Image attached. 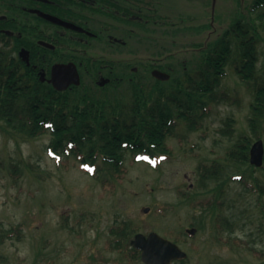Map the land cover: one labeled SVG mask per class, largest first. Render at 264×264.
I'll return each instance as SVG.
<instances>
[{
    "label": "rangeland",
    "instance_id": "obj_1",
    "mask_svg": "<svg viewBox=\"0 0 264 264\" xmlns=\"http://www.w3.org/2000/svg\"><path fill=\"white\" fill-rule=\"evenodd\" d=\"M137 1L132 2L133 10L141 9L149 19L145 31L132 27L137 34L129 46L133 60L171 63L179 75L184 68L194 69L199 53L193 45L206 38L201 26L209 18L200 0ZM246 1L216 0L210 29L218 36L232 22L233 10L243 12ZM258 59L259 79L264 80V42ZM187 61L190 65L184 64ZM86 83L93 87L90 80ZM254 99V83L242 82L229 66L199 129L181 120L166 142L170 153L160 156L161 163L153 166L146 158L135 161L128 154L127 173L122 179L107 175V184L87 173L73 155L53 157L48 150L50 131L27 138L0 121V264H130L125 253L110 251L107 245L112 239L109 230L123 221L135 225L138 233L178 238L189 256L186 264H264V194L254 189L249 175L241 179L248 167L227 157L238 137H256L250 126ZM230 120L234 133L228 130ZM259 132L264 137V125ZM215 160L229 163L225 201L217 212L235 221L231 235L226 227L221 233L214 229L212 210L201 213L182 196L200 200L213 194L200 185L198 167ZM97 164L105 165L102 159ZM14 165L20 166L21 175L13 174ZM256 176L264 184L263 173ZM215 185L208 183V189ZM202 216L204 227L199 229ZM16 228H21L22 240L14 236L3 243L4 232ZM190 228L198 230L193 237L184 234Z\"/></svg>",
    "mask_w": 264,
    "mask_h": 264
},
{
    "label": "trees",
    "instance_id": "obj_2",
    "mask_svg": "<svg viewBox=\"0 0 264 264\" xmlns=\"http://www.w3.org/2000/svg\"><path fill=\"white\" fill-rule=\"evenodd\" d=\"M200 4L209 15L208 22L201 26L206 38L193 45L199 53L196 67L188 71L184 68L182 75L171 63L149 60L146 77L132 74V81L126 84L113 80L102 94L85 85L59 92L52 85L42 83L37 70L27 66L19 57L15 56L14 60L9 53L0 56V121L27 138H36L50 131L53 139L49 150L57 156H75L87 167V173L103 179L107 184V175L110 174L112 179H122L127 173L125 159L128 154L134 160L138 156L146 158L155 166L161 155L170 153L166 142L174 136L181 120L190 129H199V120L204 118L208 101L221 88L227 68L233 66L242 82L254 83L255 99L251 104L250 126L256 137H238L227 157L247 166L241 179L249 175L254 189L264 194V184L256 176L258 171L264 175V166L257 169L249 162L252 144L264 138L259 132L264 125V80L259 79L257 68L258 47L264 42V12H261L264 0H247L241 14H235L233 10L232 22L218 36L210 29L215 23L216 0H200ZM254 13H258L256 18L252 17ZM46 51L39 56L32 55V64L37 65L42 59L59 61L58 50ZM141 62L140 59L131 61L132 65ZM184 64L190 65V61ZM155 68L170 73L171 79L167 82L153 79L151 70ZM122 87L125 91H121ZM232 122L229 121L228 130L234 133ZM99 159L105 165L99 167ZM226 165L229 166V163ZM226 165L221 160L211 164L200 163L199 183L206 192L213 194L204 195L200 200L187 193L182 196L190 207L202 209L201 213L212 210L214 229L221 233L226 227L231 235L235 231V221L217 212L225 201L224 187L228 183L224 176L228 169ZM12 168L13 174L21 175L19 165ZM208 183L216 185L208 189ZM199 222L202 223L199 229H202L205 222L203 216ZM137 229L130 222L123 221L109 230L112 237L107 243L109 250L125 253L130 264L141 263V252L131 246ZM4 234L2 239L15 236L22 240L21 228L7 229ZM174 241L179 243L178 238ZM180 263L185 264L186 261Z\"/></svg>",
    "mask_w": 264,
    "mask_h": 264
},
{
    "label": "flooded vegetation",
    "instance_id": "obj_3",
    "mask_svg": "<svg viewBox=\"0 0 264 264\" xmlns=\"http://www.w3.org/2000/svg\"><path fill=\"white\" fill-rule=\"evenodd\" d=\"M137 0H0V49L21 57L23 49L32 55H42L46 50L57 51L59 61L42 59L39 72L52 70L54 64L74 62L82 82L90 80L100 89L132 81V74L146 77L147 59L132 65L129 50L133 26L145 31L148 19L142 10H133ZM141 5V4H140ZM40 13L73 24L83 31L74 30L46 19ZM42 42L56 46L55 50ZM49 69V70H48ZM142 74V75H141ZM103 78L110 81L99 86Z\"/></svg>",
    "mask_w": 264,
    "mask_h": 264
},
{
    "label": "water",
    "instance_id": "obj_4",
    "mask_svg": "<svg viewBox=\"0 0 264 264\" xmlns=\"http://www.w3.org/2000/svg\"><path fill=\"white\" fill-rule=\"evenodd\" d=\"M46 19L53 21L56 24L71 28L74 30H80L81 28L66 23L57 18H53L49 15L40 13ZM46 47L50 49H55L54 45L46 44L42 42ZM21 57L27 64H30L29 52L25 49L21 52ZM153 77L161 81H168L170 75L159 71L154 70L152 72ZM46 73H41V81H46ZM109 80H103L99 84L105 85ZM50 84L58 91H66L71 86H80L81 77L78 72L77 66L75 63L70 62L68 64H55L52 68L51 78L48 80ZM250 163L251 165L261 168L264 165V142L259 140L253 144L250 150ZM145 213L149 212V209L144 210ZM191 235L197 233L196 229H191L188 231ZM132 245L142 252V262L144 264H171L173 261L187 259L188 255L183 250L180 249L178 245L172 241L162 237L156 232H152L149 235H144L142 233L137 234L134 240L131 242Z\"/></svg>",
    "mask_w": 264,
    "mask_h": 264
}]
</instances>
